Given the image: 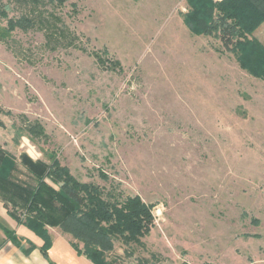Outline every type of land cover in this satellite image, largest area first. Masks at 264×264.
<instances>
[{
  "label": "rangeland",
  "instance_id": "rangeland-1",
  "mask_svg": "<svg viewBox=\"0 0 264 264\" xmlns=\"http://www.w3.org/2000/svg\"><path fill=\"white\" fill-rule=\"evenodd\" d=\"M57 9L83 49L50 50L39 30L0 40V154L14 158L15 177L32 182L52 153L79 181L151 204L150 232L140 244L114 240L111 264H264V78L216 36L192 34L186 0H67ZM114 59L120 69L106 67ZM21 115L47 138L29 139Z\"/></svg>",
  "mask_w": 264,
  "mask_h": 264
},
{
  "label": "trees",
  "instance_id": "trees-1",
  "mask_svg": "<svg viewBox=\"0 0 264 264\" xmlns=\"http://www.w3.org/2000/svg\"><path fill=\"white\" fill-rule=\"evenodd\" d=\"M67 0H0V19L6 24L0 28V40L8 41L15 29L39 30L44 44L50 50L80 47L77 34L65 23L58 12ZM187 11L183 22L195 35H214L221 45L231 51L239 64L249 74L264 78V43L255 35V30L264 21V0H186ZM14 10L13 15L8 10ZM83 49V48H82ZM97 62L104 65L100 53L93 52ZM108 68L120 69L117 59L109 60ZM19 124L31 140L47 138L44 127L37 120L19 117ZM49 162L39 163L31 171V180L16 178L17 167L9 154H0V200L17 223L25 225L38 235L43 243L39 247L46 257L51 236L46 225H58L82 242L79 247L71 244L78 254L88 259L87 264H111L105 251L113 250L114 240L124 245L140 244L154 225L151 204L138 194H123L113 187L105 188L95 182L79 181L61 165L54 154ZM51 174L58 182L53 186L46 180ZM100 176L107 179L103 173ZM8 194V196H7ZM16 195L25 210V218L9 206L7 198ZM5 237L20 245L15 232L1 225ZM35 245L28 242L26 253ZM139 264H146L141 259Z\"/></svg>",
  "mask_w": 264,
  "mask_h": 264
},
{
  "label": "crops",
  "instance_id": "crops-1",
  "mask_svg": "<svg viewBox=\"0 0 264 264\" xmlns=\"http://www.w3.org/2000/svg\"><path fill=\"white\" fill-rule=\"evenodd\" d=\"M264 30V21L255 30L254 35L264 43V40L258 35V31ZM5 226L13 230L19 239L20 245H16L5 237L1 228ZM51 244L45 257L39 247L43 240L31 229L23 224H19L9 215L0 200V264H87L88 259L78 254L71 244V240L64 233L52 231L50 233ZM28 242L35 246L28 252L23 248L27 247Z\"/></svg>",
  "mask_w": 264,
  "mask_h": 264
}]
</instances>
